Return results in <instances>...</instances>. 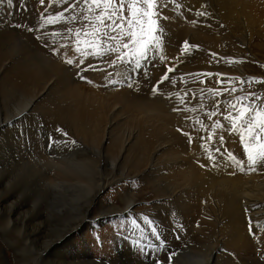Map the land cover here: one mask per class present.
Segmentation results:
<instances>
[{
	"label": "bare ground",
	"instance_id": "bare-ground-1",
	"mask_svg": "<svg viewBox=\"0 0 264 264\" xmlns=\"http://www.w3.org/2000/svg\"><path fill=\"white\" fill-rule=\"evenodd\" d=\"M36 1L34 4L30 0H11V3L1 0L0 6V47L19 48L20 44L17 43H32L29 63L23 56L25 59L19 57L12 65H5L1 57L6 55L3 51L6 48L0 54V135L15 126L13 134H3L4 137L0 139V235L22 257L20 264H29L31 258H38L40 264H102L87 260L85 253H78L73 246L69 248L70 253L64 248L71 254L68 259L60 245L63 242L67 245L88 219L130 211L133 201L126 198L119 209L114 206L99 213H94L92 209L96 198L112 184V181H103L105 169L109 165L115 167L116 162H128L137 169L143 159L141 156L138 161L131 158L137 150L141 155L152 152L150 169H158L162 175H174L172 188L174 186L178 191L169 190L168 200L180 202L184 215L196 207H191L182 198L193 195L201 203L198 210L202 216L210 220L214 218L210 223L203 219L202 241H186L187 248L184 251L175 253L170 262L169 259L161 258L158 264H218L217 254L223 248L222 240L237 247H258L263 250L264 238L256 241L252 239L260 230H264L259 227L264 226V165L258 164L256 171L248 170L240 135L230 131L231 124L224 119L230 112L235 115L228 104L235 103L234 93L225 90V93L222 91L216 96L210 91L211 87L203 89L198 83L199 80L210 82L212 75L224 81L225 72L238 74L236 76L241 79L244 77L243 65H238L234 60H245L241 56L232 58L227 57V53L214 51L223 48L229 50L231 47L221 40H213L210 31L213 21L207 22L206 26L202 24L206 31H200L197 28L201 27L194 24L199 22L196 18L208 21L215 13L216 20L225 23L230 29L234 23L248 26L250 20H254L247 6L249 1L158 0L153 17L158 27L154 35L159 41L157 43L167 44V47L155 44L152 49L149 48L148 61L139 64L140 68L137 69L135 64H131L132 67L127 63L123 65L116 59V53L109 52L102 56L105 57L102 69L110 75L119 71L116 73L119 80H116L122 85L116 92L108 94L102 103L96 102L94 97L83 93L73 84L82 67L70 68L64 62L70 50H73L75 58L81 56V60L86 58L87 62L102 58L91 54L81 55L75 46L76 33L81 32L80 39L83 41V30L89 25L87 21L94 19L96 14L82 5L83 0ZM257 1L259 4L264 2ZM19 7L27 8V12L21 13ZM61 14L63 18L56 28L58 32L47 34L51 30L48 28V17ZM111 35L119 37L120 33L117 31ZM56 42L65 44L53 50V43ZM172 43L183 45L182 49L178 50L177 45L171 47ZM105 44L114 48L117 41L106 40ZM185 44L189 46L187 51ZM238 44L245 46L244 43ZM81 47L84 45L81 44ZM87 51L91 53L92 50ZM170 51L181 52L171 54ZM211 53L227 59L217 62L214 58L210 59ZM161 54V58H166L164 64L158 56ZM201 58L204 61L202 64L196 61ZM118 64L121 70L116 68ZM169 68L173 71L169 72ZM142 73H145V78L139 82L137 79L141 78ZM164 75L169 80L161 82ZM69 77L70 85L67 83L68 87L58 89L63 83L70 82ZM85 78L94 84L101 80L98 73ZM112 79L108 82L116 81ZM55 80L57 82L54 83ZM153 86L158 88L151 93L149 90ZM24 93L28 94L27 97ZM15 96L19 98L18 104L12 110L7 109L6 105ZM120 101L140 115L143 126L132 131L138 138H133L130 132L121 136V139L115 137L116 125L113 127L111 122L114 121V110L118 103L121 104ZM103 113L109 118V123L105 139L100 142L99 117ZM36 115L42 121L27 122L30 116L35 118ZM217 122L223 127H216ZM40 123L50 137H42L41 132L39 134ZM63 132L67 135H63ZM210 136L211 139H208ZM73 140L74 144L71 143ZM82 145L90 151L86 152L84 148L86 155H76L75 149L82 148ZM47 147L57 155L56 158L48 155ZM114 147H118V151L112 158L109 157V150ZM163 149L172 153L159 164L154 157ZM69 152L73 153L68 156ZM229 153L241 162L243 171L236 162L228 159ZM50 170L57 173L49 174ZM20 183H30L35 188L34 200L23 198ZM82 200L87 204L83 209L79 205ZM53 219L63 223V230L56 237L49 238V222ZM133 228L132 224L131 231ZM214 229L217 232L214 233ZM146 233L151 239H157L158 235L153 236L149 231ZM212 239L217 242L213 243ZM129 248L128 245V249H120L119 255L122 257L119 263H110L147 262L145 259L136 260V256L133 258ZM4 262L0 254V264Z\"/></svg>",
	"mask_w": 264,
	"mask_h": 264
},
{
	"label": "rangeland",
	"instance_id": "rangeland-1",
	"mask_svg": "<svg viewBox=\"0 0 264 264\" xmlns=\"http://www.w3.org/2000/svg\"><path fill=\"white\" fill-rule=\"evenodd\" d=\"M30 1H32L34 4L37 3L36 0H30ZM241 1H245V0H241ZM248 1H249L247 4L248 9L250 11V14L251 15L253 14L252 18L254 19V20H250V24H248V26L245 23L244 26L241 24L234 23L232 24L230 29L228 26L224 25L225 23L221 21L218 22L216 20V16H214L215 13H213L212 18H210L208 21L203 22L201 18H196V21L199 22L194 23L196 24L195 25L196 27H201L197 29H200V31H206L205 29L203 30L204 28L203 25L206 26V24H208L207 22L213 21V23H210L213 26L212 29L210 30L212 33L211 35L213 40L215 41L221 40L222 43H226L231 47L229 50L223 48L224 50H217V51L214 50V51L219 52L220 54L227 53V57H232V58H236V56H241L245 61L242 62L241 61L238 62L236 60L234 61L238 65H243L244 77L240 79L238 76H236L238 74L232 75L225 72L226 75L224 81H219L217 80L218 79L217 75H212L213 78L210 79V82H207L206 80H199L198 83L200 88L204 89L206 87L209 88L211 87L210 88L211 90L219 94L222 93V91L225 93V90L226 92H233L231 91V89L234 88L235 89V91L233 92L235 95V96L233 95V97L235 98L234 101H236L237 97L247 96L248 100H245L244 103H251L256 106L264 107V83H258V82L249 83V80L251 78H255V80L257 81H264V2L263 4H259V1L257 0H248ZM157 2L158 0H156V3ZM82 5H84L85 8L89 7V5H86L85 3H82ZM0 6H1V0H0ZM26 9L27 8L21 7L20 12L26 13L27 12ZM155 9L156 6L154 8V12ZM92 12L95 13L96 15L98 14L95 8H93ZM125 15H127V12H125ZM197 15L201 16L200 14ZM218 16L219 15H217V17ZM85 20L87 21V19ZM59 21L60 19L54 23L48 24V28H50L52 31L50 30V32H48L47 34L54 35L58 32V29L56 31V28L59 25ZM186 21L189 20L186 19ZM190 23L193 24L191 21ZM190 23L188 22L187 25H189ZM51 25L55 27L52 28ZM36 28L38 29V27H35V29ZM70 28L73 27L70 26ZM86 28H87L86 30L91 31L90 25H88ZM69 30H73V29H69ZM58 42L53 43L54 45L53 50H58L62 48L65 44ZM238 43H244L245 46H241ZM17 44H20L19 48H13V47L9 48L8 46L7 47L3 46L2 48L0 47V51L6 48L5 50H3L5 51L6 55L1 57V61L4 59L2 61V64L12 65L13 62L18 61L19 57L20 58L22 57L21 59H25L26 57L27 58L26 61H28V63L29 61H31L30 56L32 55V53L30 49L32 47V43H17ZM155 44L165 46L164 48L167 47V44L164 43L156 42L154 43V45ZM175 45H177L178 50L182 49L183 45H179V43H172L171 47ZM75 46H77V43L75 44ZM220 46L224 47L223 44H221ZM220 46L218 45V47ZM203 47L205 48V46ZM150 48L152 49L153 46ZM246 48H248V50H246ZM205 49L208 51L207 48ZM180 52L181 51H170L171 54H177ZM0 54H2V51L0 52ZM158 56L159 59L164 64L166 62L165 61L166 58L165 57L161 58L162 54ZM65 57L66 60H72L74 62L72 65H70V68L82 67L78 72L79 75L78 78L75 80L73 84L79 87V89L83 93L94 97V99H96V102L102 103L103 101H106L105 99L107 98L108 94H110L111 92L114 93L117 90H119V88L122 87L120 82H117L119 80V77L116 75V73L119 71H115L113 74L110 75L107 74L104 69H102V66L104 65L105 62V57H102L99 60L87 62L86 58H83L81 60L80 58L81 56L75 58L73 56V50H70L69 53H66ZM209 57L210 59L214 58V60L217 62L227 59L226 57L219 58L214 53H211ZM147 61H148V52L146 57L140 61V64H144ZM196 61L200 64L204 62L203 58ZM64 62L67 63L66 61ZM124 64L125 63H123V65ZM138 67L139 66L137 67L135 66L136 69ZM116 68L121 70L119 68V64L116 66ZM92 73H98L100 75L101 77L100 83L96 82L94 84V82L92 83L86 81L85 77L91 75ZM110 78H113L112 80H116L117 78L118 80H116L114 83L113 82L111 83L108 82ZM143 78H145V73H142L141 78H138L137 80L140 82ZM68 79H70V82L69 81L65 82L66 83L65 85L63 83L58 89H61V87L64 88L66 86L68 87V84L70 85L71 83V78L69 77ZM55 82H57V80H55L54 83ZM62 82L64 81L62 80ZM54 83L52 85H54ZM157 88L158 86H153L149 91L151 93H154L153 89H155L156 91ZM253 93L255 94V96L251 95ZM23 95L27 97L28 94L24 93ZM216 96H218V94H216ZM256 96H259L260 99H256ZM14 98L15 99H12V101H9L8 105H6L7 109L12 110L16 107V104H18L19 98H17L16 96ZM13 100L15 101V104ZM220 100L222 101L223 98H221ZM227 102L228 100L225 102V106H227ZM120 103L121 104L119 103L117 104L118 106L114 110L113 116L115 117L112 118V120L114 119V121L111 122L113 123V127L116 125L115 126L116 128L114 127L115 137H119V138L121 136L129 134V132L133 133L135 130H139L142 125L141 120L139 119L140 115H138L137 113L138 111L128 106L127 104L126 106H124L122 101H120ZM104 114L105 113H103L99 117L101 118L100 120L101 124L99 126L100 142H103L105 139L106 129L108 128V123H109L108 121L109 118H107L106 114L105 115ZM36 116L37 117L35 118L33 116H30L31 118L28 119L27 122L30 121L33 123V122L42 121L38 115ZM42 126H43L42 123H40L38 128L39 134L41 132L42 135L41 134L40 135L42 137H47V138L50 137L49 133L46 131L47 132L46 134V132H44L45 129L41 128ZM14 129L15 126L9 128V131L6 130L5 132H3L0 135V139L4 137L2 136L3 134L4 135H7L8 133L9 135L13 134ZM135 136L136 133H133V138ZM6 146L7 144L3 145L4 148ZM84 148L87 152L88 149L84 145H82V148L77 147L75 149V154L81 155L82 153L86 155ZM114 148L113 149L111 148L112 151L111 149L109 150V154H110L109 157L112 158L115 157L114 155H116L118 151L117 150L118 147H116L115 149ZM47 151L49 152L48 155L54 158L57 157V155L54 154L53 151L50 152V148H48ZM72 153L69 152L68 156ZM151 153L152 152H148V153H144V155L143 154L141 155L140 152H138V150L136 151V153H133L131 158H133L134 161H138V158L140 156L141 158H143L140 161L142 163L139 164V167L137 169L132 168L130 166L131 163L129 164L128 162L127 163L116 162L117 163L115 165L116 168L109 165L105 169L106 171L104 173L105 176H103V181L104 179L106 181L109 180L112 181V184L108 185V187H106L104 191L96 198L95 202L93 203L92 211L94 213H99L114 206L117 209H119L122 207L123 204L122 202L124 201L125 198L133 201V203L130 206V211L127 213L120 212V213L110 214L106 217L100 216V218L97 217L94 219L86 220L87 222L84 224V226L83 225L80 226L78 232L74 234V236L70 239L67 245L65 242H63L60 245V248L63 249L62 250L63 254L66 252L65 256L68 259L69 256L71 257V254H69L70 253L69 248L73 246L78 251V253H82V254L85 253L86 255L85 257H87V260H91L94 263L107 264L110 263V261H115L119 263L118 261H120V257H122L119 255V253L122 251L120 249L123 250L128 249V245H129L131 248L129 249L131 250L132 256L133 258H135L136 256V260L143 261V259H145L147 261L146 263L148 264H158L161 258L163 260H168L169 256L173 252L181 253L182 251H184L187 248L185 245L186 241L203 240L202 237L200 238V235H203L202 234L203 229L201 228V225L205 224V221H203V219L206 220L207 223H210L214 221V218L210 220L209 217H208L209 219H207L206 216L205 217L202 216V213L198 210V207L201 206V203L198 202L197 197L193 195H192L193 198L192 196L189 197L184 196V198H182L183 199L182 201L186 202L191 207L192 206L196 207L195 210L194 209L191 210L190 213L186 215H184L182 212L183 210L180 207V202H172V200L171 201L168 200V196L170 193L169 190L175 188L174 186L172 188V183H173L172 179H174L172 176L174 175L166 176L160 174L158 169H152V168L150 169V163L152 162ZM170 153L172 152L163 149L158 154H156L154 158L156 159V162L161 164L164 157L169 156ZM88 156L91 157V155ZM55 172L57 173V171L55 170L54 171L50 170L49 174H54ZM236 172H239V170H237ZM20 185L22 189V190L20 189V193L23 196V198L29 201L34 200L35 188L30 183H26V184L20 183ZM173 191L177 192L178 189H174ZM179 195L180 193L175 197V199L179 197ZM79 205H81V208L83 209L86 207L87 204L85 200H82L81 202H79ZM69 214H73V212H69ZM145 217L148 219V221H151L150 225L145 223ZM133 221H135L136 226H134L133 231H131ZM49 223H50L48 228L49 232L47 236L49 238H54L59 233L62 232L63 223H60L59 221L54 219L50 220ZM138 223L139 226L137 225ZM89 224L90 226L91 225L92 226L88 227L87 225ZM153 229L155 230L156 233L155 235L153 234ZM147 231H149L150 234L153 236L158 235L159 238L157 239L155 238L156 240L151 239L149 234L146 233ZM215 232H217L216 229H214V233ZM263 238H264V230H260L258 234L253 237L252 241L262 240ZM209 240H211V238ZM212 242L213 243L217 242V240L212 239ZM221 242L223 243L222 245L223 248L217 254L218 264H264V249L262 250L261 248L258 247H249V246L237 247L226 240L225 241L222 240ZM126 243L128 244L126 245ZM195 247L196 249H198L197 244H195ZM64 248L67 249L69 253L65 251ZM0 254L2 255V257H4V261H5L2 264H20V260H22V257L14 250V246H11L8 242H6L1 237V235H0ZM32 260L33 259L31 258L29 264H40L38 258H35L33 261Z\"/></svg>",
	"mask_w": 264,
	"mask_h": 264
},
{
	"label": "snow or ice",
	"instance_id": "snow-or-ice-1",
	"mask_svg": "<svg viewBox=\"0 0 264 264\" xmlns=\"http://www.w3.org/2000/svg\"><path fill=\"white\" fill-rule=\"evenodd\" d=\"M8 2L11 3V0H8ZM41 2L43 3V0ZM83 2L89 5V12L95 8L98 14L94 19L88 21L91 31L83 30V41L80 39L81 32L76 33V51L81 55L91 54L101 57L109 52L116 53V59L121 63L139 66L140 61L146 57L149 48L158 42L154 35L158 26L153 19L156 15L154 12L156 0H83ZM125 12H127V15H125ZM203 14L201 13V15ZM62 18V14L57 17L50 16L47 22L54 23ZM117 31L120 33L119 37L111 35V33ZM106 40L117 41L116 47L106 45ZM81 44L84 45L83 48ZM188 47L185 44L186 51ZM88 49L92 50L91 53L87 51ZM66 62L69 65L74 63L72 60ZM168 71L171 72L173 69L169 68ZM167 80H169V77L164 75L161 82ZM252 82L264 83V81H257L255 78L249 80V83ZM231 91L234 92L235 89L233 88ZM213 94L219 93L213 91ZM251 95L255 96L254 93ZM256 99H260V97L256 96ZM245 100H248L247 96L237 97L235 103L228 102L235 115L230 112L224 119L230 122V131L237 132L240 135L248 170L256 171L258 164L264 165V107L244 103ZM216 127H223V125L217 122ZM57 131L62 130L57 129ZM63 135L66 136L67 133L63 132ZM189 139L191 140V138ZM208 139H211V136ZM222 140L223 137H221ZM54 143L58 142L54 141ZM71 143L74 144L75 141L73 140ZM209 159H212V157L209 156ZM228 159L236 162L241 167V171L244 170L241 162L235 156L229 153ZM145 223L150 225L151 221H148L145 217ZM133 225L136 226L135 221H133ZM259 227L264 228V226ZM153 234H156L154 229ZM157 238L159 237L157 236ZM174 255L173 252L169 256V262Z\"/></svg>",
	"mask_w": 264,
	"mask_h": 264
}]
</instances>
